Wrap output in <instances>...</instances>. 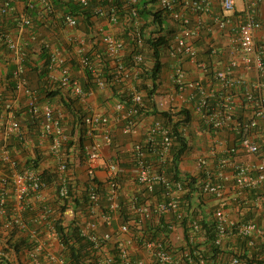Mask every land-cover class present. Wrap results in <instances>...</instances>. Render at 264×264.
Masks as SVG:
<instances>
[{
  "label": "built area",
  "instance_id": "built-area-1",
  "mask_svg": "<svg viewBox=\"0 0 264 264\" xmlns=\"http://www.w3.org/2000/svg\"><path fill=\"white\" fill-rule=\"evenodd\" d=\"M28 1L30 9L40 12L37 15L42 25L51 31L52 24L47 21L61 22L73 30L81 23L76 15L57 13L52 0H36L38 8L35 0ZM93 1L97 4L93 10L95 22L121 25L123 32L133 22V39L144 51L138 32L140 0H123L122 10L112 0H76L82 9ZM241 1L242 7L238 8V0H159L179 32L175 43L164 47L163 56L173 59L171 84L163 92L156 88L154 105L160 112L177 113L190 104L213 142L211 150L196 160L194 171L186 173L197 180V190L189 201L184 182L169 174L175 144L172 125L151 115L147 125L142 126L146 102L137 85L141 83L139 66L146 62L144 54H136L135 64L126 65L129 43L115 33L103 34L94 25V34L101 35L99 48L103 53L92 60L88 56L90 49L99 50L94 48L96 39L90 40L92 34L89 39L86 35H72L69 48H60L51 37L37 35V22L26 10L17 12L16 0H0V15L13 16L17 30L15 36L1 37L14 65L15 85L11 96L0 81L2 238L17 227L37 242L30 251L32 264H43L41 256L48 263L66 264L44 241L54 236L60 242L54 221L60 217L64 201L85 195V205L77 207V211L69 207L63 217L83 214L82 232L97 249L99 264H186L185 259L191 262L188 252L180 251L187 244L181 222L187 220L191 242L202 243L204 238L195 239L202 229V202L212 212L207 216L214 223L213 242L217 246L231 244L236 254L224 261L226 264L242 263L244 250L237 246L240 241L246 246L240 248L264 247V20L259 18L264 0ZM215 4L221 9L219 13ZM120 11L125 12L122 18ZM43 49L48 50L47 59L41 60V66L45 64L47 69V88L60 91L59 101L61 95L67 101L79 100L83 112H79L78 121L69 113L61 114L58 105L30 86L26 62L30 53L39 58ZM187 61L210 77L208 85L189 77ZM106 62L112 69L109 74H116L118 88L130 96L129 104H113L114 117L90 104L96 92L110 86L104 74ZM74 67L79 68L81 76L73 73ZM87 70L96 86L89 91L83 87L84 80L89 83ZM190 115L191 121L180 129L188 140L193 114ZM171 117L174 122L182 120L177 114ZM66 122L71 126H65ZM80 128L86 141L79 150ZM119 133L130 136L133 142L127 149L130 165L125 167L119 152L113 149ZM99 170L105 172L104 176L98 175ZM45 171L52 175L53 183H45ZM254 190L260 192L252 199L249 194ZM122 200L133 217L129 223H122L120 218ZM248 206L256 208V218L241 222ZM34 207L38 208L37 213L33 212ZM162 218L171 231L172 250L167 249L164 239L147 237L143 231L144 222L154 226ZM40 223L49 234L45 239ZM102 226L107 232L99 234ZM134 229L138 231L135 233ZM112 240L118 245L120 262L109 246ZM219 260L222 258L206 263L201 258L200 264H216Z\"/></svg>",
  "mask_w": 264,
  "mask_h": 264
},
{
  "label": "trees",
  "instance_id": "trees-1",
  "mask_svg": "<svg viewBox=\"0 0 264 264\" xmlns=\"http://www.w3.org/2000/svg\"><path fill=\"white\" fill-rule=\"evenodd\" d=\"M16 1H22L25 3V10L28 12L30 16L34 18V20H37V13L35 10H32L29 8V1L28 0H16ZM54 8L56 11H59V13L62 14H73L79 17L80 24L76 30L80 32L81 35H88L94 34V25L95 20L93 15L94 7L97 5L95 1H93L89 7L86 9H82V6L76 2V0H52ZM123 0H112L114 5L117 6L118 9H123ZM107 3V2H106ZM15 5V4H14ZM137 9L139 11V19L141 21V26L139 28V33L141 36V40L143 43L145 56L146 54L148 59L146 60L145 64L140 65L141 73H140V81L141 85H137L139 89L145 94L144 101L146 102L145 107H148L145 110L144 107V114H151L153 116L159 117L162 119L165 123H170L172 125L173 131H174V147H173V162L170 166L169 174L172 175L175 180H179L184 182L186 185V188L188 189L189 196L187 199L191 201V196L193 193L197 190L196 188V177H194L191 174H183L181 172L180 168V162L181 160L188 154L190 149L192 148V142L185 138L180 131V129L185 126L186 123L191 121V113L187 109H182L177 113H171L169 111H163L160 112L158 109H156V106L154 105V97L153 94L158 86V81L161 76V71L163 68V62H162V56H163V50L168 45V42L171 39V34L174 32L169 26V16L170 12L166 9H163L161 6H159V0H140L139 4L137 6ZM124 11V10H123ZM120 11V17L122 18L123 15H125V12ZM240 14V13H239ZM238 15V13H236ZM13 16L4 17L0 15V52L4 51L2 53H5V56L8 54V49L5 48V44L3 43V39L1 38L3 34L9 35V33L12 31L15 27V22L13 20ZM135 34V28L134 23L131 22L129 27L125 29V33L121 35V37H124V39L129 43V50L128 55L125 59V64L130 66L135 64L134 57L136 54L143 53L144 51L139 47V44L136 42L135 39H133V35ZM40 38H44L43 36ZM26 41V40H24ZM169 46V45H168ZM167 46V47H168ZM33 47V44H31L30 48ZM165 47V48H164ZM95 49H99L98 51H95L94 49H90V52L88 56L91 57L92 60L97 59V57H100V55L103 53L102 50L99 48L98 45H94ZM30 53L29 60L26 62V65L28 67V73H34L37 75V82H38V92L43 97L46 98H56L59 95V90L55 91H49L48 90V82L46 80V74L47 69H45L46 65L41 66V60L47 59L48 56V50H41V53L39 55V58H34V55ZM96 54V55H95ZM8 58V56H7ZM106 64V68H104V74H107V81L110 86H108L107 92L104 93V99L99 97L100 101H102L103 104L109 103L112 105L115 104V102H122L125 104H129L130 96L127 91H124L122 88H118L120 86H117L115 83V77L116 74H109V70L112 71L110 68V65ZM9 74L7 76L8 86H6L8 90V94L12 96V92L15 89V85L12 81L13 71H14V65L10 64L9 66ZM87 78L89 80V83H87L85 80L83 81V87L85 90L89 91L91 89H95L96 86L93 83L94 77L91 76L90 71L87 70ZM36 90V89H35ZM219 96V95H218ZM60 101L65 109H67L65 112L71 114L73 118H76V121H78L80 113L83 111L80 109L82 106L79 102V100H65V96H60ZM109 99V100H106ZM217 98L216 100H218ZM106 100V102H105ZM110 105V106H111ZM80 112V113H79ZM79 113V114H78ZM171 114H177L182 120L174 122ZM83 129L80 128V135L78 136V149H82L83 145L86 141V139L83 137ZM123 152H119V158L122 159V165L128 166L129 163V152L128 150H125ZM124 157V159H123ZM116 158V157H115ZM38 165V163L36 162ZM43 178L45 183H53V177L48 173V171H45L43 173ZM71 186V185H70ZM71 189H74L71 186ZM70 189V195L72 194V190ZM260 191L254 190L251 191L249 194V197L252 199L257 197L258 193ZM87 202V197L85 195H82L81 197H74L71 199H66L64 201L65 206L61 208V215L59 218H57L54 221V225L56 228V231L59 235L60 242L63 246V257L66 264H99V258L97 256V249L93 247L92 242L83 235L82 232V225L84 224V220L82 221L79 215V212L75 213V215L70 218L66 219L63 217L64 211L68 209L69 207L75 208L77 211V207H82ZM125 200H122V207H121V214L120 218L122 220V223H129L130 220L133 219V217L129 214L127 211V206L125 205ZM199 207L201 208L204 218L201 221L202 229L198 232V235L195 236V239L204 238L202 243L197 242H191L190 239V228L187 226V220H184L181 222L182 226L185 229V240L186 243L181 249V252H188V254L191 257V262L186 261V264H200V259H206V263L214 262L215 260L222 258V260H219L218 264H226L227 259L231 256H236L235 252L232 250V245L227 244L226 246H217L213 242L214 238V223L207 215H210L211 209L207 211V205L202 202ZM11 209V207H9ZM237 214L236 212H234ZM241 215V222H247L250 220H253L256 218V208L253 206H248L246 211L242 212ZM29 214H26L25 216H28ZM84 217V216H83ZM159 224L152 225L151 222H144L143 231L146 233L145 235L147 237H155V238H162L165 240V245L168 248L173 249L170 244V235L171 231H169L167 224L165 223V219L162 218L159 220ZM2 223V218L0 217V226ZM114 226H117V223L114 224ZM138 229H134V232L136 233ZM104 231L101 229L99 230V234H102ZM40 236V235H39ZM0 242L2 244L3 251L5 255L0 256V264H32V257L29 255L26 257V260L24 262L21 261V255H23L26 251H32L33 248L36 247L37 242L33 241L30 236L28 235V232H22L19 231V229L16 227L13 229L8 238L5 237L2 238L0 235ZM239 249H243L241 254L242 263L241 264H264V259L260 260V256L264 257V247L255 248V249H249L245 248L243 242H238ZM245 246L244 248H240ZM118 245L114 244L112 247V253L115 254L117 262H120L119 254H118ZM15 254L16 258H18V261L13 260L11 257L13 254ZM10 255V256H9ZM12 255V256H11ZM42 258V257H41ZM40 258V259H41ZM43 262V260L41 259ZM224 262V263H223ZM215 263V262H214ZM216 263V264H217Z\"/></svg>",
  "mask_w": 264,
  "mask_h": 264
},
{
  "label": "crops",
  "instance_id": "crops-1",
  "mask_svg": "<svg viewBox=\"0 0 264 264\" xmlns=\"http://www.w3.org/2000/svg\"><path fill=\"white\" fill-rule=\"evenodd\" d=\"M34 4H36L37 8L40 6L36 0L34 1ZM15 7H16L17 12L23 11V10H25V3L22 1H17L15 3ZM214 7H215L216 12L219 13L221 11L218 4H215ZM37 13H38V15L40 14V12H37ZM38 15H37V20H36L37 26L39 27V28H36L37 35L39 37L43 36L44 38H47V39L49 37H51V39H53L55 41L56 45L59 46L60 48L68 47V44H71L70 43V39H71L70 37L72 35H80V32L78 30L65 28L61 22H53V21L49 22V21H47V24L51 23L52 26H55V30H53V31L47 30V29L44 30V28H46V27H44L42 25V22L39 20ZM259 18L261 20H264V6L260 7ZM169 24H170L169 27L172 30H174V32L171 34V39L168 42V44L170 46L173 43H175L176 37L178 36L179 29H178L177 25H174V27H172V22H169ZM95 25H96V27L99 28L100 32L101 31L103 32V34H105V33H113L114 34L115 33V34L121 36L125 33V31L121 32L122 31L121 27L113 26V25L107 23L106 21H99L98 20V21H96ZM15 29L16 28L11 29L12 31L9 34L15 36L17 33V30H15ZM199 43H200V41H199ZM72 45L75 46L74 44H72ZM2 52H4V51L0 52V81L4 84V86H8L7 76L9 74V68H10L9 66H10V64H12V62L10 61L9 58H7V56H5V53H2ZM200 58L204 59V57H202V56ZM172 64H173V59H171L167 55H165V57L163 56V68L161 71V76H160L159 81H158L159 82L158 86H157L159 89L158 91L163 92L170 87V84H171L170 78H171V74H172ZM185 68L187 69V72H188V75L190 78L196 79V80H203L207 85L210 83V81H209L210 77L208 75L206 76V74L197 65L192 64V63L187 61L185 63ZM73 73L75 75L77 74L78 76H81V71L77 67H74ZM31 83L34 84V82H31ZM37 85H38V82H37ZM56 99L55 98H53V99L49 98L48 101L53 103V105L57 106V102L59 101L58 100L59 98L56 97ZM101 104H103V103L101 102ZM110 105L111 104L106 103V104H104L103 108H100V110H102V112L109 113L106 115H108L110 117H114V114H111L113 111V108H112V105L111 106ZM185 107H186L185 109L189 110L190 113L193 114L191 126L189 125V132H190L191 142H192L191 147L193 148L194 144H195V147H194L195 150L191 151V149H190L188 154L183 158V161L181 162L180 166H181L182 172H184V170H185V171H188V173H191L195 169L196 160L202 154L200 150L196 151V149L200 148V146H198V145H201V150L206 148L207 153H208L209 150H211L210 147L213 145V142H212V140L209 141L210 135L206 131V126L199 124L198 118L195 115L196 113L193 111V107H191L190 104L186 105ZM150 116H151V114H144L143 122H142L143 127L145 125H147L148 120L151 118ZM71 117L73 118V116H71ZM200 130H203L202 134H201ZM192 138H193V140H192ZM205 142H206L207 146H203L205 144ZM129 147L130 146H128V148ZM184 173L186 174V172H184ZM104 174H105V172L103 170H99V172H98L99 176H104ZM34 205H35V202H34ZM32 210L34 213H37L38 208L34 207V208H32ZM29 211H31V210H29ZM80 219L82 220L81 217H80ZM43 225H44L43 223H40L39 229H41V233L44 234V237H42V238L45 239L47 237V235H49V234L47 233L46 226L44 227ZM108 231H109V228H108ZM104 232H107L106 227H105ZM44 242L48 245V247L50 248V250L53 253L57 254L61 259H64V257H63V246H62V244H60L59 240L56 237L50 236V237L46 238V240ZM114 244H115V241L112 240L110 242L109 246L112 247ZM0 247L2 248L1 242H0ZM12 254H13V256L11 255L12 256L11 258L15 261H18V258H16L15 254L14 253H12ZM2 255H5V254L2 253ZM29 255H30V252L26 251L23 255H21V261L24 262L26 260V257ZM41 257H42L41 259L43 260V262H42L43 264H58V263H48L46 260V257H44V256H41Z\"/></svg>",
  "mask_w": 264,
  "mask_h": 264
},
{
  "label": "rangeland",
  "instance_id": "rangeland-1",
  "mask_svg": "<svg viewBox=\"0 0 264 264\" xmlns=\"http://www.w3.org/2000/svg\"><path fill=\"white\" fill-rule=\"evenodd\" d=\"M53 7H54V5H53ZM237 7L238 8H240V7H242V1L241 0H238V2H237ZM45 10V9H44ZM54 10L56 11V9L54 8ZM57 13H59V11H56ZM47 16V15H46ZM119 26H121V25H119ZM45 29H47V30H51L50 28H44V30ZM52 29L53 30H55V26H52ZM121 32H123V30L121 31ZM86 38L88 37V35H86L85 36ZM119 37H121V36H119ZM121 38H123L124 39V37H121ZM94 39H96V43H97V45L99 46V47H101V35L100 34H94V35H92V38L90 39V40H92V42H93V40ZM87 41H88V39H86ZM69 48V47H68ZM147 55L148 54H146V56H145V51H144V56H145V58H146V60L148 59V57H147ZM28 75V78H29V82H30V86L33 88V89H38V85H37V75L35 74V72L33 73H28L27 74ZM34 80V81H33ZM31 82H34V84H32ZM139 85H141V83L139 84ZM108 89V88H107ZM107 89H105V90H102V91H99L100 93H98V92H96V94H95V96L94 97H91V99H90V104H91V106H94V108H96V109H100V108H103V106H104V104H101V102L102 101H100V99L102 98V99H104V93L105 92H107ZM38 91V90H37ZM39 94H40V92H39ZM41 95V94H40ZM42 96V95H41ZM101 96V98L99 99V97ZM43 97V96H42ZM56 99V98H55ZM57 100V99H56ZM106 100H109V99H106ZM106 100H105V102H106ZM88 103H89V101H88ZM57 109H58V111L61 113V114H65V111L67 110V109H65L64 107H62V104H61V102H57ZM65 126H68V127H70L71 126V123H68V122H66L65 123ZM192 140H193V138H192ZM132 138H130V136H127V135H124V134H122V133H119L118 135H117V137L115 136V147L113 148L114 150H116V152H123V154H125L124 152H125V150H127L128 149V146H131L132 145ZM205 144H206V142H205ZM203 145V146H207V144L206 145ZM198 146H200V148L199 149H196V151H198V150H200L201 151V155H205V154H207V149L205 148V149H202L201 150V145H198ZM194 147H195V144H194ZM191 148V151L192 150H195V148ZM123 159H124V157H123ZM184 168V167H183ZM195 168H196V164H195ZM184 170V169H183ZM184 172H186V173H188V171H185L184 170ZM193 172V171H192ZM53 191H51V193H52ZM234 217H237V214H236V216H235V214H234ZM102 231H104L105 230V227L104 226H102L101 228H100ZM3 234H5L6 236H7V232H2Z\"/></svg>",
  "mask_w": 264,
  "mask_h": 264
},
{
  "label": "clouds",
  "instance_id": "clouds-1",
  "mask_svg": "<svg viewBox=\"0 0 264 264\" xmlns=\"http://www.w3.org/2000/svg\"><path fill=\"white\" fill-rule=\"evenodd\" d=\"M160 6V5H159ZM222 14V13H221ZM169 22H172L171 21V19H170V17H169ZM174 25H175V23H173L172 22V27H174ZM88 39L90 38L89 36L87 37ZM91 39V38H90ZM169 45V44H168ZM30 83V82H29ZM190 141H191V136H190V139H189ZM192 146V145H191ZM5 254V253H4ZM1 256H3V255H1Z\"/></svg>",
  "mask_w": 264,
  "mask_h": 264
}]
</instances>
